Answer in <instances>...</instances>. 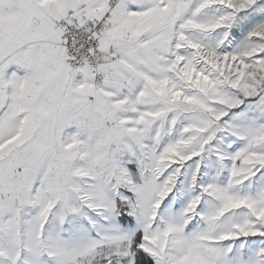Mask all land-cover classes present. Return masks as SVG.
Segmentation results:
<instances>
[{
    "label": "snow or ice",
    "instance_id": "snow-or-ice-1",
    "mask_svg": "<svg viewBox=\"0 0 264 264\" xmlns=\"http://www.w3.org/2000/svg\"><path fill=\"white\" fill-rule=\"evenodd\" d=\"M0 264H264V0H0Z\"/></svg>",
    "mask_w": 264,
    "mask_h": 264
}]
</instances>
